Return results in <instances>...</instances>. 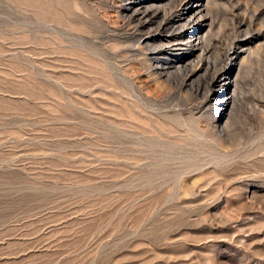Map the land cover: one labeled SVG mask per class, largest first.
<instances>
[{"label": "rangeland", "instance_id": "rangeland-1", "mask_svg": "<svg viewBox=\"0 0 264 264\" xmlns=\"http://www.w3.org/2000/svg\"><path fill=\"white\" fill-rule=\"evenodd\" d=\"M181 1L0 0V264H264V0Z\"/></svg>", "mask_w": 264, "mask_h": 264}, {"label": "bare ground", "instance_id": "bare-ground-1", "mask_svg": "<svg viewBox=\"0 0 264 264\" xmlns=\"http://www.w3.org/2000/svg\"><path fill=\"white\" fill-rule=\"evenodd\" d=\"M198 0H182L181 3L179 5H177V10H176V17H179L180 19L186 20V21H182V23H186L187 21L189 22V20H191L192 22L197 20L198 18L200 19L201 17H205L204 13L202 14L201 9L199 8L198 5ZM154 14V13H153ZM150 16V15H149ZM185 26V25H182ZM183 28V27H182ZM190 35L186 36L187 39L189 41H191L192 39L196 38L195 41L200 40L199 37H197L198 33L196 32L194 33H190ZM170 35V34H169ZM180 39V38H179ZM141 42V40H140ZM140 44V43H139ZM198 45V44H197ZM195 45V46H197ZM228 55V54H227ZM200 59V58H199ZM201 68L200 63L197 65H194V68L192 70V73L196 74L199 69ZM221 69V68H220ZM218 71V70H217ZM230 73V71H226L225 69L217 72L212 78H211V83H215L218 82L220 79L226 77L228 74ZM219 79V80H218ZM225 85L226 84H221V89L222 91L225 89ZM224 92H221V94L218 95V99L223 98Z\"/></svg>", "mask_w": 264, "mask_h": 264}]
</instances>
